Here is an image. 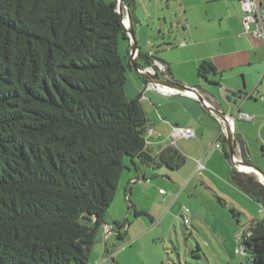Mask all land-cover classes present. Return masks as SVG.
Instances as JSON below:
<instances>
[{
	"label": "trees",
	"instance_id": "16d2710c",
	"mask_svg": "<svg viewBox=\"0 0 264 264\" xmlns=\"http://www.w3.org/2000/svg\"><path fill=\"white\" fill-rule=\"evenodd\" d=\"M124 1L135 29V0ZM117 5L0 0V264H88L126 161L185 162L175 148L145 150L146 114L126 95L131 44ZM135 63L144 69L152 57L139 50ZM214 72L200 65L202 76ZM241 175L232 171L264 204V187ZM125 225L114 226L119 240ZM244 246L250 264H264V217Z\"/></svg>",
	"mask_w": 264,
	"mask_h": 264
},
{
	"label": "crops",
	"instance_id": "0c3cea01",
	"mask_svg": "<svg viewBox=\"0 0 264 264\" xmlns=\"http://www.w3.org/2000/svg\"><path fill=\"white\" fill-rule=\"evenodd\" d=\"M159 1L169 3V0H135L137 12L140 10L139 15L136 13L139 23L134 29L138 49L150 54L152 61L166 65L167 73H158V78L193 87L212 107L232 115L234 141L244 160L249 161L252 156L247 130L264 131V103L259 100L264 94V45L242 34L241 0H174L179 11L176 24L171 23L166 33L159 22L154 35H147L142 21L154 17ZM203 62L212 63L216 72L202 76L199 68ZM139 63L145 67L144 61ZM132 69L129 68L126 92L131 93L129 99L139 100L146 114V152L158 157L166 149L175 148L185 162L179 169L165 165L145 167L138 160L136 167L127 162L105 221L113 226L123 224L124 219L129 223L118 229L123 233L121 240L117 228L108 239L101 231L89 253L88 264H164L163 251L168 248L163 245L164 236L158 238V235L164 234L166 226L174 224L176 228V221L182 219L183 207L187 205L193 222L199 226L219 225L227 207L234 210L239 225L242 216L246 225L258 217V203L253 199L254 205L236 204L234 196L238 193L233 184H238L232 176L228 142L225 147L223 136L226 135L217 117L204 109L196 97L146 90L150 80ZM227 90L242 93L243 99L237 105L228 103ZM239 111L249 113L253 120L238 119ZM238 122L251 125L242 131ZM172 126L192 128L195 138L174 142ZM199 164L204 168L200 169ZM133 179L140 181L131 184ZM162 190L165 192L161 193ZM226 220L224 216L223 221Z\"/></svg>",
	"mask_w": 264,
	"mask_h": 264
},
{
	"label": "rangeland",
	"instance_id": "374dc122",
	"mask_svg": "<svg viewBox=\"0 0 264 264\" xmlns=\"http://www.w3.org/2000/svg\"><path fill=\"white\" fill-rule=\"evenodd\" d=\"M123 9H124V16L126 17L127 9L126 7H124ZM155 11L158 12L154 13L153 18L149 17L147 21H142L143 22L142 25L146 29L147 35L149 34L154 35L153 33H155L159 28V22L166 30V33L170 27V24L171 23L176 24L177 22L175 19L179 11L175 6L174 0H169V3H167L166 1L164 3L162 1L157 2L155 6ZM136 13L138 15L140 13V10H138L137 12V7H136ZM256 40L260 41L259 39ZM132 71L133 73H135L134 69H132ZM129 77H130V70L128 71L127 74V78ZM212 94L216 95L215 93ZM126 95L129 98V96H131V93L129 94L127 91ZM233 124L235 123L233 122ZM238 125L242 131H246L245 129L248 128L251 124L246 122H238ZM247 131H248L247 133L248 141L251 144L248 148H250L249 150L252 158L246 162H248V164H251L253 166H257L258 168L264 171V151H263L264 131L257 133L251 130L250 131L247 130ZM241 156L242 158H244L243 155ZM228 171L230 172L229 169ZM212 174L214 176L219 177L214 171ZM252 175L254 178L258 179L255 174ZM216 182H218V184L221 183L219 180H216ZM233 185H234L233 187L235 188L238 194L234 196V194L232 193V198L234 196L235 201L237 202L236 204H239L238 206L254 205L252 198H250L247 192L241 189L240 186L235 184ZM185 207L189 208L190 205H187ZM224 216L227 219L226 221H223ZM188 218H189L188 225H185L183 223V220L179 218L177 219L175 224L176 228H174L173 226L174 224L172 226H166V230L164 234L158 235V238L164 236L163 245L166 248H168V250L163 251L164 264H250V260L253 259L252 254H250V252H248L245 255L242 254L241 252H237L238 250L241 251L242 248L240 243L236 239V234L243 232L247 224L244 216L240 218L241 224L239 225L236 222L237 217H235L234 210L227 207L220 224L211 225L210 227L206 223L201 224L202 226H199L198 224L195 225L190 214H188ZM125 223L127 225L129 221H127V219H124L123 224ZM171 238L173 244L171 243L170 240ZM104 242L105 239L103 238L102 244ZM160 243L162 244V242ZM103 247L106 248L105 245H103ZM109 249L110 252L112 253L113 249H111V247ZM91 259L92 257L90 258V260Z\"/></svg>",
	"mask_w": 264,
	"mask_h": 264
},
{
	"label": "built area",
	"instance_id": "2783aa9c",
	"mask_svg": "<svg viewBox=\"0 0 264 264\" xmlns=\"http://www.w3.org/2000/svg\"><path fill=\"white\" fill-rule=\"evenodd\" d=\"M241 9L243 12V17H242V34L243 35H249L253 38L259 39L260 41L263 42L264 44V0H241ZM139 56V51L137 50L133 56L132 60L135 61ZM145 73H148L150 75L157 76L158 73H167V68L166 65L159 61H152L151 65L146 66V68L143 70ZM146 90H158L161 93H166V94H172V95H177V94H183V95H191L192 97H195V95L189 94L185 91H180V90H175L167 86H163L161 84H155L152 81H148L146 85ZM259 100L264 103V94L259 97ZM237 118L243 121L250 122L253 120V116L239 111L237 113ZM222 125V131L223 134L226 135V127L225 123L217 118ZM228 122H234V119H228ZM172 137L174 139V142L178 139H190V138H195V132L192 128H186V127H180V126H172ZM235 153L233 156H230V161L231 164L233 165V169L236 170L238 173L241 174H248L252 175L255 174L259 180L260 183L264 185L263 177L262 175L254 170L252 167H250L242 158V150L236 146L235 143ZM244 167L245 169H241ZM199 168L203 169V165L199 164ZM263 178V179H262ZM140 181L139 179H133L131 182L136 183ZM161 193H164L162 190ZM128 199V197H127ZM190 213V209L187 207H183V215H182V220L185 225L189 224V218L188 214ZM264 217V204H258V217L257 219H254L246 225L245 230L241 233L236 234V239L241 245V252L242 254H247L246 249L244 246V242L247 238H249L252 234V228H254L258 220ZM104 231V236L107 238L113 234V230L108 227L104 226L103 227Z\"/></svg>",
	"mask_w": 264,
	"mask_h": 264
},
{
	"label": "water",
	"instance_id": "95a60500",
	"mask_svg": "<svg viewBox=\"0 0 264 264\" xmlns=\"http://www.w3.org/2000/svg\"><path fill=\"white\" fill-rule=\"evenodd\" d=\"M117 2H118L117 12L120 14L121 19H122V24L124 25L126 32L129 36V39L131 42L130 43L131 44V56H133V54L138 50V47H137V43H136L135 30H134V27H133L132 22H131L130 13L127 12L126 19L128 20V25H126L125 16H124V9H123L125 6V1L124 0H117ZM131 67L135 71H137L139 73V75H141V77H143L147 80H150V81L154 82L155 84L156 83L162 84V85L168 86L172 89L185 91L189 94L195 95V97L199 100V102L202 104L204 109H206L208 112L213 114L215 117L221 119L225 123L226 139L228 142V152H229L230 156L234 155V139H235L234 128L232 129L230 123L228 122V119H230V118L232 119V115L229 116V115L223 113L222 111L212 107L210 104H208L204 100L201 93L198 92L193 87L186 86V85H183L180 83L175 84L172 82L164 81L158 77H155V76H152L148 73H145L133 60H131ZM242 99H243L242 93L231 91V90L226 91V101L228 103H230L232 105H237L239 103V101H241ZM248 165L250 167H252L254 170L258 171L262 175V177L264 178V171L262 169L258 168L257 166H253L251 164H248Z\"/></svg>",
	"mask_w": 264,
	"mask_h": 264
},
{
	"label": "bare ground",
	"instance_id": "6f19581e",
	"mask_svg": "<svg viewBox=\"0 0 264 264\" xmlns=\"http://www.w3.org/2000/svg\"><path fill=\"white\" fill-rule=\"evenodd\" d=\"M125 23H126V25H128V20L126 19V17H125ZM230 125H231V127H232V129L234 128V124H233V122H231L230 123ZM241 169H245L244 167H242ZM263 179V178H262ZM263 181H264V179H263ZM261 185L264 187V185L261 183ZM104 226H108V227H110L112 230H113V233L115 232L114 231V226L113 225H110V224H105ZM103 226V227H104ZM104 232V231H103ZM106 239H108V237L106 238Z\"/></svg>",
	"mask_w": 264,
	"mask_h": 264
},
{
	"label": "clouds",
	"instance_id": "9594fccd",
	"mask_svg": "<svg viewBox=\"0 0 264 264\" xmlns=\"http://www.w3.org/2000/svg\"><path fill=\"white\" fill-rule=\"evenodd\" d=\"M124 7H126V9H127V12H129V9H128V7H127V5L125 4V6ZM126 15H127V13H126ZM131 43V42H130ZM131 50V49H130ZM138 51H139V49H138ZM130 54H131V52H130ZM131 59H132V56H131ZM142 69V68H141ZM145 69V68H144ZM144 69H142V70H144ZM152 76H154V75H152ZM155 77H157V76H155ZM154 83V82H153ZM158 84V83H157ZM162 85V84H161ZM163 86H165V85H163ZM168 87V86H167ZM191 96V95H190ZM209 104V103H208ZM233 119V118H232ZM230 120V119H229ZM235 141H234V148H235ZM246 162V161H245ZM246 163H248V162H246ZM258 172V171H257ZM246 175H248V174H246Z\"/></svg>",
	"mask_w": 264,
	"mask_h": 264
}]
</instances>
